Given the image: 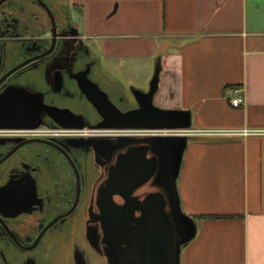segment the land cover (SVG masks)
<instances>
[{
	"label": "crops",
	"instance_id": "0c3cea01",
	"mask_svg": "<svg viewBox=\"0 0 264 264\" xmlns=\"http://www.w3.org/2000/svg\"><path fill=\"white\" fill-rule=\"evenodd\" d=\"M68 2L114 91L134 104L157 62L155 103L191 110L178 184L198 231L181 264H264V0Z\"/></svg>",
	"mask_w": 264,
	"mask_h": 264
},
{
	"label": "flooded vegetation",
	"instance_id": "af4514ba",
	"mask_svg": "<svg viewBox=\"0 0 264 264\" xmlns=\"http://www.w3.org/2000/svg\"><path fill=\"white\" fill-rule=\"evenodd\" d=\"M77 27L68 0H0V95L15 86L41 92L48 103L96 119L74 77L93 59L75 34ZM92 75L114 98H122L124 90L114 91L110 76L96 70ZM120 104L131 105L125 98ZM41 126L57 125L47 116ZM59 128L56 135L36 136L24 128L0 127V264H78L80 257L87 264H108L109 243L97 200L112 167L123 163L119 159L125 150L104 145L118 136L147 132L84 134ZM86 139L95 140L98 148ZM155 189L146 183L134 196L143 199ZM15 199L24 201V208L13 206ZM140 214L136 211L135 217Z\"/></svg>",
	"mask_w": 264,
	"mask_h": 264
},
{
	"label": "water",
	"instance_id": "95a60500",
	"mask_svg": "<svg viewBox=\"0 0 264 264\" xmlns=\"http://www.w3.org/2000/svg\"><path fill=\"white\" fill-rule=\"evenodd\" d=\"M75 34L80 35L78 27ZM82 42L91 54L90 47ZM92 58L74 77L81 95L97 112L96 119L70 106L48 103L41 92L15 86L0 95V127L33 129L41 126L48 116L57 125L51 127L57 128L147 132L144 136H118L113 144L104 145L114 151L125 150L119 159L123 163L112 167L97 200L109 243L108 264H181L184 247L198 231L196 218L182 207L178 184L184 154L192 138L191 110L164 108L155 103L161 71L157 62L148 89L131 87L133 104L125 92L121 99L114 98L102 81L92 75L100 67L99 59ZM124 98L130 106L120 104ZM86 140L87 145L98 148L95 140ZM146 183L156 189L143 199L134 196V191ZM115 195L124 200L118 202ZM13 202L17 208L26 204L19 199ZM136 211L141 213L139 217H135ZM77 262L87 264L83 257Z\"/></svg>",
	"mask_w": 264,
	"mask_h": 264
},
{
	"label": "built area",
	"instance_id": "2783aa9c",
	"mask_svg": "<svg viewBox=\"0 0 264 264\" xmlns=\"http://www.w3.org/2000/svg\"><path fill=\"white\" fill-rule=\"evenodd\" d=\"M240 90H236V93H238L235 97L232 98V104L234 106H241L245 103L246 97L245 94L242 93ZM60 130H62L61 128H57V127H51V126H39L37 128H33V129H27V131L29 132V134L31 135H36V136H52V135H56ZM74 131L80 132V133H84L87 134L89 132L92 131H97L91 128H83V129H74ZM258 130H244L243 133L244 134H248L250 132H257ZM194 134H199V133H206V134H214L217 133L215 131H200V130H196L195 132H193Z\"/></svg>",
	"mask_w": 264,
	"mask_h": 264
},
{
	"label": "rangeland",
	"instance_id": "374dc122",
	"mask_svg": "<svg viewBox=\"0 0 264 264\" xmlns=\"http://www.w3.org/2000/svg\"><path fill=\"white\" fill-rule=\"evenodd\" d=\"M124 79V78H123ZM130 86H132V85H130ZM186 212V211H185ZM187 213V212H186ZM188 214V213H187Z\"/></svg>",
	"mask_w": 264,
	"mask_h": 264
},
{
	"label": "trees",
	"instance_id": "16d2710c",
	"mask_svg": "<svg viewBox=\"0 0 264 264\" xmlns=\"http://www.w3.org/2000/svg\"><path fill=\"white\" fill-rule=\"evenodd\" d=\"M218 217H222V216H218Z\"/></svg>",
	"mask_w": 264,
	"mask_h": 264
}]
</instances>
